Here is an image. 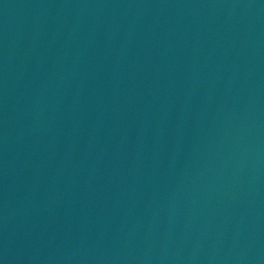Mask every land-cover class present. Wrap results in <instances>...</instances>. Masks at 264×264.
Here are the masks:
<instances>
[{
	"label": "water",
	"instance_id": "water-1",
	"mask_svg": "<svg viewBox=\"0 0 264 264\" xmlns=\"http://www.w3.org/2000/svg\"><path fill=\"white\" fill-rule=\"evenodd\" d=\"M0 264H264V0H0Z\"/></svg>",
	"mask_w": 264,
	"mask_h": 264
}]
</instances>
